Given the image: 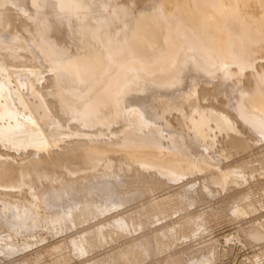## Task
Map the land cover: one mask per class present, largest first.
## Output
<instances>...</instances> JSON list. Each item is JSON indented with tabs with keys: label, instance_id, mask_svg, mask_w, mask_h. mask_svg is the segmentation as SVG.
<instances>
[{
	"label": "bare ground",
	"instance_id": "1",
	"mask_svg": "<svg viewBox=\"0 0 264 264\" xmlns=\"http://www.w3.org/2000/svg\"><path fill=\"white\" fill-rule=\"evenodd\" d=\"M234 137L264 154V0H0V240L6 258L19 252L11 263L23 264L31 237L62 235L84 256L157 214L104 264L144 262L152 240L167 250L206 230L205 212L182 211L204 198L252 223L239 228L264 264V203L247 168L224 161ZM169 188L183 213L159 221ZM190 245L159 262L218 254Z\"/></svg>",
	"mask_w": 264,
	"mask_h": 264
},
{
	"label": "rangeland",
	"instance_id": "2",
	"mask_svg": "<svg viewBox=\"0 0 264 264\" xmlns=\"http://www.w3.org/2000/svg\"><path fill=\"white\" fill-rule=\"evenodd\" d=\"M4 73L5 72L3 71L1 72V74ZM225 143L227 142L225 141ZM17 149L18 148L15 147L14 150ZM226 153L227 154L224 158L225 163L231 165L245 166L247 168V170L249 171V186H251V188L253 187L252 197H256L264 203V154L260 152L258 153V148L253 143V141H250L247 138L236 139L235 137L232 140H229V144L226 146ZM231 154L232 157H230ZM230 158L231 160H229ZM250 171L252 175L250 174ZM160 196L156 199V201L159 202L161 200H164L163 198H166L168 200L167 206L169 208L166 209V215L159 216V221H161L162 219L163 221L168 220L169 218L173 217L171 216V214L176 216L182 214L185 211L188 212L191 209L200 210L201 212H205V219L207 224L206 230L203 231L200 235H198L199 237L197 236V238L191 237L188 239L187 242L171 244V246L167 250L163 248L158 250L156 241L154 239L152 240L151 245H153L154 248L153 255H155L156 257L152 255L146 260L147 262H137L132 259L126 261L125 264H163L162 262H159V259L163 256H167L169 253H171L173 249L181 248V246L184 248L185 245L192 246L190 244L196 245L198 247L199 244L201 246L204 243L206 244L210 242L212 245L217 246V248H219L217 249V256L213 259V261L209 262L208 264H253L256 260L255 258L257 254L259 255L262 253L263 248L258 246L259 244L251 243L249 240L247 241L244 231H242L246 225L251 226L252 223L247 222V219L238 218L231 210L225 209L226 207H224L221 203L219 205L218 202L207 201L204 198H199L197 199L196 205H194L193 207L185 208V210H182L183 212L181 213V211L176 212L178 204L175 201V190L169 188L168 191H164V194L161 195L160 193ZM203 200H205L206 202H204ZM156 217H158L157 214L153 218H148L147 223L145 224L146 227H139L138 230L133 231V233L131 234H125L120 236H113L108 234L107 239L102 243L94 241V248H91L89 253L85 254L84 256H80L68 240H64L62 242L61 240L65 238L62 235L45 234L44 236H38L36 238L31 237L29 239L31 245L27 247L28 250L26 249V251H23L28 253H26L27 257L25 261H23V264H87V259H90V262L94 264H104L109 261H116L118 258V253H120V251L122 250L125 251L127 245L133 243L134 238L141 235V233L143 234L146 230L150 229L152 225L158 223L156 221ZM228 235L229 237L231 236V241L227 240ZM232 235H234V237ZM232 238H234V240ZM20 241L22 240L18 239L17 242L21 243ZM3 247L4 243L0 240V264H19L17 262H10V259H14L19 256V252L15 253L11 257L6 258V256H3L4 253H2ZM21 253L22 252H20V254ZM180 258H182V254L180 255ZM178 264L186 263L182 259H179Z\"/></svg>",
	"mask_w": 264,
	"mask_h": 264
}]
</instances>
